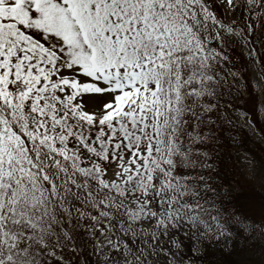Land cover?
I'll use <instances>...</instances> for the list:
<instances>
[{
    "label": "snow or ice",
    "instance_id": "snow-or-ice-1",
    "mask_svg": "<svg viewBox=\"0 0 264 264\" xmlns=\"http://www.w3.org/2000/svg\"><path fill=\"white\" fill-rule=\"evenodd\" d=\"M264 0H0V264H264Z\"/></svg>",
    "mask_w": 264,
    "mask_h": 264
},
{
    "label": "trees",
    "instance_id": "trees-1",
    "mask_svg": "<svg viewBox=\"0 0 264 264\" xmlns=\"http://www.w3.org/2000/svg\"><path fill=\"white\" fill-rule=\"evenodd\" d=\"M247 149L249 161L256 162L259 155L264 156V144L259 143L255 139L249 141ZM259 159L262 161V156ZM228 178L236 192L254 191L257 194L255 197L257 202H259L260 196L264 194V190L259 187L258 182L248 175V164L246 162H237L236 166L231 168Z\"/></svg>",
    "mask_w": 264,
    "mask_h": 264
},
{
    "label": "rangeland",
    "instance_id": "rangeland-1",
    "mask_svg": "<svg viewBox=\"0 0 264 264\" xmlns=\"http://www.w3.org/2000/svg\"><path fill=\"white\" fill-rule=\"evenodd\" d=\"M261 156H262V159L264 160V156H263V155H261ZM258 161H260V160H258ZM258 203H259V202H257V207H258Z\"/></svg>",
    "mask_w": 264,
    "mask_h": 264
}]
</instances>
